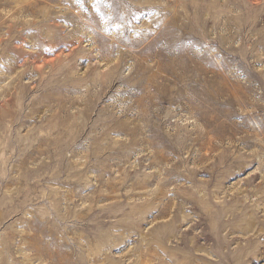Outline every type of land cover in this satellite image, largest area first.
<instances>
[{"label":"rangeland","instance_id":"374dc122","mask_svg":"<svg viewBox=\"0 0 264 264\" xmlns=\"http://www.w3.org/2000/svg\"><path fill=\"white\" fill-rule=\"evenodd\" d=\"M0 264H264V0H0Z\"/></svg>","mask_w":264,"mask_h":264},{"label":"bare ground","instance_id":"6f19581e","mask_svg":"<svg viewBox=\"0 0 264 264\" xmlns=\"http://www.w3.org/2000/svg\"><path fill=\"white\" fill-rule=\"evenodd\" d=\"M71 73V72H70ZM69 78V77H68Z\"/></svg>","mask_w":264,"mask_h":264}]
</instances>
